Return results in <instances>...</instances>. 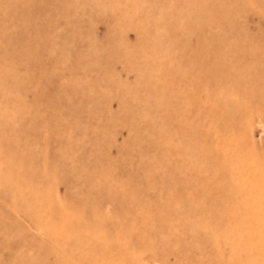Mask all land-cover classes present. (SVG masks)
<instances>
[{
    "label": "rangeland",
    "instance_id": "1",
    "mask_svg": "<svg viewBox=\"0 0 264 264\" xmlns=\"http://www.w3.org/2000/svg\"><path fill=\"white\" fill-rule=\"evenodd\" d=\"M0 264H264V0H0Z\"/></svg>",
    "mask_w": 264,
    "mask_h": 264
}]
</instances>
